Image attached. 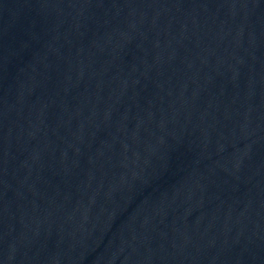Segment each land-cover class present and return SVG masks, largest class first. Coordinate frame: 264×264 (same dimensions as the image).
<instances>
[{
	"label": "water",
	"instance_id": "obj_1",
	"mask_svg": "<svg viewBox=\"0 0 264 264\" xmlns=\"http://www.w3.org/2000/svg\"><path fill=\"white\" fill-rule=\"evenodd\" d=\"M0 264H264V0H160Z\"/></svg>",
	"mask_w": 264,
	"mask_h": 264
}]
</instances>
